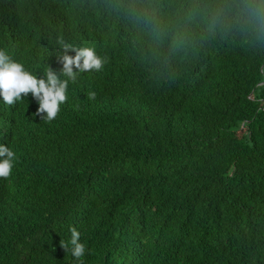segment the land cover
Here are the masks:
<instances>
[{"label":"trees","instance_id":"1","mask_svg":"<svg viewBox=\"0 0 264 264\" xmlns=\"http://www.w3.org/2000/svg\"><path fill=\"white\" fill-rule=\"evenodd\" d=\"M240 3L0 0V49L38 79L59 40L106 58L51 122L0 98V264H79L73 227L82 264H264V30Z\"/></svg>","mask_w":264,"mask_h":264},{"label":"clouds","instance_id":"2","mask_svg":"<svg viewBox=\"0 0 264 264\" xmlns=\"http://www.w3.org/2000/svg\"><path fill=\"white\" fill-rule=\"evenodd\" d=\"M239 12L246 14L264 30V0H241ZM58 43L62 47V53L57 57L62 65L59 76L46 67L43 78H37L34 72L26 69L23 63L14 61L0 49V98L11 106L21 101L24 96L31 93L38 104L36 115L41 120L51 122L60 113L61 105L67 102L69 83H75L79 73L99 72L106 63V58L99 55L93 47H74L63 40ZM74 52V56L68 55ZM77 69L74 72L73 69ZM62 77V78H61ZM96 92L88 93L89 99L96 98ZM3 112L0 108V118ZM16 153L8 146L0 144V178L8 179L12 174ZM71 238L69 242L60 240V247L66 252L71 244L72 256L82 264L80 258L85 255V245L80 241V233L73 227L70 228Z\"/></svg>","mask_w":264,"mask_h":264}]
</instances>
